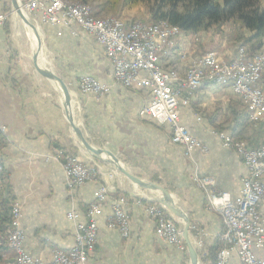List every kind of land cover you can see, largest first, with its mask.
<instances>
[{
  "label": "crops",
  "instance_id": "1",
  "mask_svg": "<svg viewBox=\"0 0 264 264\" xmlns=\"http://www.w3.org/2000/svg\"><path fill=\"white\" fill-rule=\"evenodd\" d=\"M4 5L5 0H0V14ZM93 13L99 18L104 16L94 9ZM41 25L51 59L49 67L77 95L72 109L81 104L84 133L89 141L111 150L138 177L160 175L164 187L188 213L199 252L211 251L224 230L223 220L210 207L206 191L194 176L211 177L216 190L229 192L233 199L240 197L248 171L241 155L224 145L219 132L235 130L236 134L242 133L250 147H255L264 141V125L249 120L230 84L204 83L193 97H184L180 105L181 123L207 149L204 152L195 148L188 154L183 146L171 142L169 126H160L141 114L151 100L149 89L117 83L113 65L92 33L76 23ZM195 35L200 41L194 40ZM179 37L175 49L161 53L160 64L175 70L180 78L185 77L188 60L200 52L216 51L229 58L237 50L210 31L181 33L177 40ZM26 52L12 34H1L0 126L5 128L0 131L1 238L10 226L13 204L19 203L24 247L33 257L50 263L56 250H70L76 244L77 220L68 214L75 212L78 221L87 222L89 205L102 186L109 183L115 190L109 192L101 212L95 216L98 236L88 264H184L187 252L157 235L155 222L145 209L151 198L125 177L100 167L99 178L68 189L64 168L68 156L88 164L96 162L77 143L60 92L50 79L35 71ZM83 76L96 78L111 91L102 96L82 93L79 80ZM60 149L64 151L61 158L57 155ZM123 196L130 204L128 238L108 223L114 202ZM139 199L144 202L140 204ZM261 213L264 216V202ZM255 254L264 260V250L256 249ZM207 259L206 264H212L216 256ZM230 264H241L235 253Z\"/></svg>",
  "mask_w": 264,
  "mask_h": 264
},
{
  "label": "built area",
  "instance_id": "2",
  "mask_svg": "<svg viewBox=\"0 0 264 264\" xmlns=\"http://www.w3.org/2000/svg\"><path fill=\"white\" fill-rule=\"evenodd\" d=\"M24 9L37 23H76L92 33L104 48L111 61L117 83L125 87L137 85L147 88L151 100L141 111L160 126H169L171 142L181 145L190 154L195 148L206 151V147L181 123L180 105L184 97L191 98L204 83L230 84L245 106L252 122L264 125V40L255 49L241 46L230 58L221 57L216 51H207L199 58H192L187 65V80H177L175 70H166L160 64L161 53L177 43V32L182 30L168 20L153 22L136 21L124 24L123 20L94 25L91 10L64 5L61 0H19ZM7 15H0V36ZM142 73L144 75H142ZM79 87L84 93L106 95L111 87L92 76H83ZM224 145L236 150L242 157L248 174L243 180L241 196L233 199L229 192L216 190L215 180L198 175L194 180L203 188L214 210L222 216L224 230L219 235L224 245L216 256V264H230L235 253L241 264H264L257 258L256 249L264 250V142L250 147L246 142L235 139L230 131H220ZM1 147V142H0ZM64 152L58 151L59 158ZM66 184L69 189L96 179L100 174L97 163L86 164L76 157L68 156L64 163ZM3 164L0 161V175ZM115 187L106 183L96 200L87 209V222L78 221L75 212L68 217L77 220L76 244L70 250H56L47 263L33 257L24 247V232L20 228L21 206L14 203L11 209L10 226L6 231V244L16 254V264H88L98 236L95 216L101 212L110 191ZM138 202L142 204L143 199ZM145 209L156 225V233L182 251L188 248L183 238L179 220L161 203L151 199ZM122 237L131 234L129 199L119 197L113 204L108 218ZM195 227L191 225V232Z\"/></svg>",
  "mask_w": 264,
  "mask_h": 264
},
{
  "label": "rangeland",
  "instance_id": "3",
  "mask_svg": "<svg viewBox=\"0 0 264 264\" xmlns=\"http://www.w3.org/2000/svg\"><path fill=\"white\" fill-rule=\"evenodd\" d=\"M64 1L65 3H70V2H80V3H83L81 1H67V0H62ZM83 4H86L87 6L90 7L92 13H93V9L94 11L96 12H99L101 13V15H104V16H100L99 17H96L93 13V17L94 18H97V19H112V20H120L122 19L126 24H130V23H133V22H136V21H143V22H153V21H157L155 19V12H156V5L152 2H141V1H137V0H90L89 2L87 3H83ZM258 5L261 7V8H264V0H260ZM16 7H13L12 5V0H5V5H4V8H3V12L2 14L4 15H7V20L5 22V25H4V29L2 31V33H6V34H12V36L18 41V43L23 46V48H25L27 50L26 52V55L31 59L32 57V27H31V23L30 21L28 20V18L26 17L25 13L23 12L24 14V17H20L19 19H16L15 18V15H14V11H15ZM96 9V10H95ZM1 15V14H0ZM31 17V16H30ZM32 20L34 21L35 24L38 25V27L41 28L42 30V23H37L33 17H31ZM6 23H8V26H7V29H6ZM213 32L215 34H218L219 37L223 40H227L228 43H227V46L229 47H232L233 50L235 51L236 48L238 50L239 48V45L240 44H243L244 40L251 37V32L248 31V30H241L240 27H239V24L235 21H231L229 23H226V24H223L221 25L220 27L218 28H212L208 31H203V32ZM36 32V31H35ZM203 32H198V33H203ZM1 33V34H2ZM42 33H43V30H42ZM182 32H177V36L180 35ZM183 34V33H182ZM1 37V36H0ZM179 39L180 37L178 38L177 40V43L175 44V46L173 45L172 47H168L167 49H175L179 43ZM194 40L196 42L200 41V37L198 35H195L194 36ZM264 40V38L259 42V41H252V42H249L247 44H245L244 46H246L247 48H257L259 46V44ZM44 41V39H43ZM45 43V41H44ZM258 45V46H257ZM255 46V47H253ZM257 46V47H256ZM166 49V50H167ZM236 50V52H237ZM45 52L47 53V48H45ZM207 51H203V52H200L199 54H196L194 55L193 57H191L188 62H187V65L189 64V61L192 59V58H199L201 57L202 55H204ZM185 58V56H184ZM230 58V57H229ZM50 59V58H48ZM225 59H228L227 57H225ZM29 60V59H28ZM51 60V59H50ZM49 60V62H50ZM31 62V60H29V63ZM33 62H31V64H33ZM41 65V64H40ZM35 66V65H34ZM167 70V69H166ZM36 72H38L37 70H35ZM186 71H187V66H186ZM39 73V72H38ZM40 74V73H39ZM41 75V74H40ZM186 75L187 73L185 74V77L183 78H180L178 75L177 77L180 79V80H185L186 79ZM79 90L84 93L80 87H79ZM72 92V91H71ZM72 94V93H71ZM74 94V93H73ZM76 96V99H78L77 95L74 94ZM78 101V100H77ZM76 101V102H77ZM73 102V101H72ZM80 103V102H79ZM74 104V103H73ZM72 104V105H73ZM78 104V103H77ZM77 110V111H76ZM74 109L73 107V111H74V115L76 116L78 122L80 123L81 125V128L84 132V123H83V119H82V109H81V104L78 105V108L77 109ZM67 113V112H66ZM76 121V123H78ZM4 127L3 126H0V131L1 132H4ZM73 131V130H72ZM228 131V130H227ZM229 132V131H228ZM74 133V132H73ZM75 135V134H74ZM75 139L77 141V143L79 144V146L83 149V151L87 154V155H90L91 157H93V161L96 162L100 167L104 168V171L106 169H108L109 171L107 173H116V174H119L121 175L122 177H125L123 174H121L115 167H113V165H111L110 163H105V162H102L100 161L99 159H97L96 157L92 156L91 154H89L84 148L83 146L80 144V142L78 141L76 135H75ZM89 140V139H88ZM239 140H242L244 142H246V139L243 137L242 139H239ZM1 142V141H0ZM91 142V141H90ZM264 142V141H263ZM92 143V142H91ZM247 143V142H246ZM93 144V143H92ZM248 144V143H247ZM2 145V144H1ZM95 146L97 147H101V148H104L100 145H97V144H94ZM62 149H60L59 151H61ZM63 151V150H62ZM64 152V151H63ZM119 158V157H118ZM120 159V158H119ZM121 160V159H120ZM125 166L130 170L132 171L127 165L126 163L121 160ZM84 163V162H83ZM88 164V163H86ZM89 164H92V163H89ZM106 172V171H105ZM100 177V174L97 176V178ZM140 178H143L147 181H150V182H155L157 184H160L162 186H165L163 185V179L161 178L160 175H154V176H149V175H142V176H139ZM96 178V179H97ZM126 178V177H125ZM128 179V178H126ZM128 181H130L128 179ZM138 187V186H136ZM166 188V187H165ZM69 189V188H68ZM139 189H141V191H143V194L145 196H148L150 197L151 199L155 200L153 196H151L149 194V191L145 190V189H142L139 187ZM71 190V189H69ZM207 199L209 201V198H208V195H207ZM209 205L210 207L213 209V207L211 206L210 204V201H209ZM219 213V212H218ZM175 218H177L175 215H174ZM224 225V224H223ZM8 231V229H7ZM193 231H192V235H193ZM4 242L6 243V240H7V236L6 234L4 235L3 239ZM198 249V247H197ZM199 252V250H198ZM201 252V251H200ZM199 252V255H200V259H201V263L200 264H205L204 262V258L206 257H210L211 254H210V251L208 250V253L204 251L200 253ZM8 256H6L3 261L0 262V264H16V258L13 259L14 257L12 258H7ZM186 264H191L190 262V257H189V253L187 251V260H186Z\"/></svg>",
  "mask_w": 264,
  "mask_h": 264
},
{
  "label": "trees",
  "instance_id": "4",
  "mask_svg": "<svg viewBox=\"0 0 264 264\" xmlns=\"http://www.w3.org/2000/svg\"><path fill=\"white\" fill-rule=\"evenodd\" d=\"M86 3V0H77ZM152 2L156 7L155 19L168 20L172 25L179 27L182 33H198L218 28L223 24L235 21L240 29L251 32V37L244 40L239 47L252 41H261L264 38V8L258 3L260 0H137ZM8 23H6L7 29ZM258 46V45H257ZM256 46V47H257ZM255 47V46H253ZM230 134L235 139H242V133ZM62 151V150H61ZM63 152V151H62ZM217 245L210 251L217 256L224 243L220 237ZM9 256L16 258L15 252L10 249L0 236V262ZM208 257L204 258L205 264ZM186 264V262L184 263ZM212 264H216V259Z\"/></svg>",
  "mask_w": 264,
  "mask_h": 264
},
{
  "label": "water",
  "instance_id": "5",
  "mask_svg": "<svg viewBox=\"0 0 264 264\" xmlns=\"http://www.w3.org/2000/svg\"><path fill=\"white\" fill-rule=\"evenodd\" d=\"M19 2H20L19 0H12L13 7H17ZM34 65L36 70L43 77H46L51 81L55 80L60 84L61 90L64 95L65 104L70 105V102L72 101V94L70 88L68 87L64 79L61 76H59L55 71H53L50 67H47L45 65L44 66L40 65L36 59H34ZM67 117L78 141L89 154L96 157L102 162L110 163L111 165H113V167H115L121 174H123L136 186L149 191V194L153 196L156 201L163 204L173 215L177 217V219L179 220V226L183 238L188 248L190 262L191 264H200L201 263L200 255L194 243L191 232L190 217L188 213L185 211V209L176 202L174 195L164 186L157 184L155 182L147 181L133 174L125 166V164L118 158V156L115 153H113L111 150L107 148L97 147L94 144H92L86 137L85 133L83 132L80 123L77 124L76 121L75 122L74 120L72 121V119H70V117L68 116V112H67ZM154 192H161V196H157ZM130 195L133 197L135 196V194L133 193H130Z\"/></svg>",
  "mask_w": 264,
  "mask_h": 264
},
{
  "label": "bare ground",
  "instance_id": "6",
  "mask_svg": "<svg viewBox=\"0 0 264 264\" xmlns=\"http://www.w3.org/2000/svg\"><path fill=\"white\" fill-rule=\"evenodd\" d=\"M62 3H64V5H68V6H77L80 9L91 10L89 6H87L86 4L80 3V2L65 3L64 1H62ZM23 12L25 13L26 17L30 21L31 27H32V30H31L32 31V37H31V39H32V46L31 47H32L33 53L31 54L32 55L31 56L32 57L31 59L33 61H34V59H36L37 62L39 64H41L42 66L45 65V66L49 67V63L50 62H49L47 53L45 52L46 46H45V43L43 41V33H42V30H41L40 27H38L37 24H35L31 20V17L29 15V13L24 9V7L22 6V4L19 2V4L17 5V7H16V9L14 11L15 18L16 19H19L22 16L24 17ZM107 21H109V22H116V20H112V19H97V18H94L93 17L94 25H104L105 23H107ZM123 23L126 24L124 21H123ZM133 23H136V22H133ZM177 80H180V79L177 77ZM185 80H187V75H186V79ZM52 82L54 83V85L56 86V88L58 89V91L60 92L61 100H62V103H63V106H64L66 112H68V116L70 117V119H72V121L73 120H74V122L77 121V118L74 115V111L72 109V101L70 102V105L65 104L64 95H63V92L61 90L60 84L57 81H55V80H53ZM71 93H72V100H75V95L73 94V92H71ZM154 193L157 196H161V192H154Z\"/></svg>",
  "mask_w": 264,
  "mask_h": 264
}]
</instances>
